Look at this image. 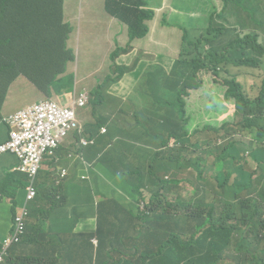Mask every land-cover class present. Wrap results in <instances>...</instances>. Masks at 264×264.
<instances>
[{
  "label": "trees",
  "instance_id": "1",
  "mask_svg": "<svg viewBox=\"0 0 264 264\" xmlns=\"http://www.w3.org/2000/svg\"><path fill=\"white\" fill-rule=\"evenodd\" d=\"M105 2L107 11L127 26L130 41L146 37L148 26L145 22L154 15L148 7V0ZM258 8L264 11L261 0ZM220 16L217 18L222 21ZM64 17L63 0H0V120L9 88L18 78H27L40 93L51 97L48 93L50 86L67 72L69 63L75 61V55L69 48L72 43L68 42L65 34L73 32ZM213 17L210 16L209 27L199 37H190L183 30L180 53L168 75L161 67L147 68L142 75V85L145 86L143 99L151 98L152 108L147 107V103L141 107L151 109L152 114L146 117L148 127H144L140 142L142 149L153 158L148 167V179L157 192L150 204L137 211L142 213L151 204L155 206L159 213L161 238L146 255H138L137 259L130 257L135 264H264V79L259 94L254 98L245 94L243 86L235 78L222 80L228 101L224 100L234 106V115L238 118L236 124L224 121L217 128L207 123L204 129H196L191 134L183 130L190 119L184 112L183 98L190 97L191 91L200 88L199 73L206 69L218 77L230 65L258 68L263 64V36L238 32L235 28L225 29L223 24L217 25ZM95 34L102 33L98 30ZM126 51L127 47L114 53ZM128 71L125 66L115 68L105 81H114V75L119 79ZM102 89L103 83L90 91V101L82 113L84 117L81 116V129L70 137L86 159L85 169L95 164L96 157L107 155L110 139L123 141L127 133L131 134L116 130L115 125L107 123L108 119L103 114L107 105L101 96ZM210 102L214 108L219 104L216 96H212ZM114 108L118 109L119 104ZM90 111H93L94 122L85 120ZM135 113L138 118L142 115L141 112ZM155 118L162 123L154 124ZM0 126L9 130L1 121ZM103 126L106 133L100 134ZM211 130L220 139L211 161V169L216 171L214 193L218 198L214 197L206 208L202 192L207 184L202 182L199 173L200 160L189 162L181 155L193 153L186 147L188 142L202 148L201 141L192 142V138ZM13 131V128L9 130L5 143L11 140ZM3 135L0 128V147L4 143ZM92 139L95 140L94 146H81V140L90 142ZM203 144L208 145L209 142L205 140ZM48 160L54 172H41L38 177L37 198L26 207V234L19 245L8 251L4 264H11L12 258L18 261L17 264H91L85 255L78 252L82 248L90 250L87 242H83L81 247L75 245L76 239L80 238L76 236L75 228L78 230L85 214L78 208H66L73 197V190H65L67 178L60 179L65 171L62 169L66 167L60 163L58 152L56 157ZM244 165L254 169L252 174L243 171ZM192 167L198 173L196 176L189 171ZM113 170L123 173L116 168ZM233 175L236 177L229 184ZM16 176L19 187L10 190L9 180L0 174V199L12 194L14 217L21 213L15 201L17 192L28 186L26 175L16 173ZM239 176L245 180L236 183ZM140 184H144V177H141ZM243 190H246V196L240 199L237 194ZM186 191L193 192L188 200L183 199ZM172 192L176 193V198L168 202L166 194ZM220 200L224 203V210ZM44 203L46 206L42 208ZM220 208L227 216L224 220L217 217ZM38 212H47L45 219L33 221L35 215L39 216ZM65 212H71L72 217L58 232L57 222ZM92 220L94 224L100 222L93 217ZM39 222L51 225L50 231L45 232ZM97 227L100 235L108 236L107 225ZM114 240L129 251L135 246L143 252L135 239L121 231L116 233ZM92 242L100 248L98 254H93L96 258L106 245L101 236L93 238Z\"/></svg>",
  "mask_w": 264,
  "mask_h": 264
},
{
  "label": "crops",
  "instance_id": "2",
  "mask_svg": "<svg viewBox=\"0 0 264 264\" xmlns=\"http://www.w3.org/2000/svg\"><path fill=\"white\" fill-rule=\"evenodd\" d=\"M171 1L157 0L156 5L154 0H148L149 9L154 11V17L145 22V25L148 26V34L142 39L130 41L127 26L107 11L105 0H64V18L72 28V41L77 36L81 38V41L78 38L76 39V45L72 43L69 46L75 55L76 63L80 65L77 71L78 78L76 79L75 91L86 90V88L79 90L78 83L89 85L92 89L103 83L101 96L105 99L107 105V109L103 111L104 116L108 119L107 123L115 125L116 130L125 131L126 133L131 132V134L125 133L126 139L123 141H117L115 138L110 139L108 142L109 151L104 156L107 162L104 163L103 157L99 159L96 157L92 171H87L84 168L86 159L81 155L76 143L71 140V136L58 151L60 163L67 168L62 170H66L68 173L66 183H64L65 190L67 188L73 190V197L66 208H78L85 214V218L79 223L78 230L75 228L76 236L80 237L76 239L75 245L81 247L83 242H87L90 250L82 248L78 252L85 255L91 264L92 261L95 264H135L130 257L137 259L138 255L139 257L146 255L156 240L161 238L159 213L155 210V206L151 204L142 213L137 211L139 208L138 203L144 193L143 190H138L141 186L139 181L142 176L145 178L144 186L148 188L149 195L153 196L157 192V189L152 187L148 181V167L152 164L153 158L142 149L140 142V137H142L145 128L148 127L146 117L152 114L151 109L145 110L141 107L142 104L149 103V101L143 99L145 86L142 85L141 79L148 67L157 65L165 69L163 64L175 56H172L171 52L180 53L183 40V30L180 26H170L169 32L158 30L157 11L164 13V15L169 11L175 15V19L180 18V13L171 7ZM222 1L227 3L226 0ZM77 3L84 14V19L80 24L76 23L80 15L76 7ZM98 30L102 34H95ZM145 40H148V42L144 43ZM123 47H127L125 53H114ZM142 48L146 49V56H150V58L143 59ZM107 58L111 60L109 64L105 62ZM112 58H115V60ZM99 63H102L104 70H95L89 77L86 76V67H96ZM72 64H75V62H72ZM172 65L173 63L168 67V71H171ZM121 66L127 67L129 71L125 72L119 79L114 75V81L106 82V76L110 75L115 68ZM71 70L69 64L67 72L61 77L70 73ZM261 72L264 73V60ZM61 81L58 80L57 82ZM34 87L25 78L17 79L10 87L3 105L2 116H10L27 105H31L32 103L26 97L35 92L40 93ZM40 97L41 99L38 102L43 100L42 93H40ZM54 98L57 97H52V99ZM66 104H70V102ZM117 104H119V108L115 109L114 107ZM86 107L78 111V119L81 122H83L81 113L85 111ZM135 112H141V117L138 118ZM85 120L95 121L93 111L88 113ZM159 122L162 123L161 120L155 118L154 124L157 125ZM7 134L8 131L5 129L4 143ZM48 159L51 158L45 159L40 174L41 172H54ZM18 165V159L13 155L0 158V174L10 178V190L14 189L13 184L16 188L19 187V183H16V173H19L17 172ZM114 168L123 171V173H115ZM23 192L24 190L20 189L16 198ZM3 198L7 199V206L13 212L12 194ZM168 202L171 201L168 200ZM65 213L71 214V212ZM130 215H132L131 218H129ZM80 216L82 218L83 215ZM91 216L100 222L94 224ZM60 219L62 224L59 231L62 230L64 223L62 217ZM98 225L108 226V236L99 234ZM119 231L135 239L137 244L143 248V252L135 246L131 247L132 251H129L114 240L116 233ZM11 234L12 226L8 231L0 232V241H5ZM98 236H101L106 248H103L101 254L97 255L96 258H93V254L100 252L99 245L97 243L94 245L92 242L93 238L98 239ZM144 245H146L145 248ZM18 255L20 256V254Z\"/></svg>",
  "mask_w": 264,
  "mask_h": 264
},
{
  "label": "rangeland",
  "instance_id": "3",
  "mask_svg": "<svg viewBox=\"0 0 264 264\" xmlns=\"http://www.w3.org/2000/svg\"><path fill=\"white\" fill-rule=\"evenodd\" d=\"M151 1V0H150ZM227 3H224L222 0H172L170 2L171 7L177 10L180 13V18L175 19V15L170 13L169 11L164 15V13L156 12L158 23V30L160 32L166 31L169 32L170 26L178 25L181 30L187 32L190 37H199L203 33L206 32L207 27H209V18L210 16H214L213 20L217 25H224L225 29L235 28L238 32L243 33H256L259 36L264 37V11H259V0H226ZM157 5V0H154ZM264 2V0H261ZM80 15L77 19L76 23L80 24L84 19L83 10H80L79 4H76ZM152 10V9H151ZM218 15H221V20L217 18ZM154 17V15H153ZM168 25V26H166ZM215 27H212L213 29ZM68 37V42L76 45V39L81 38L77 36L72 40V34L65 33ZM184 40V38H183ZM148 40H145L144 43H147ZM82 44V43H81ZM125 48V47H123ZM143 49V48H142ZM174 58L169 59L170 61H166L164 63V68H162L165 73L168 75L170 70L168 71V67L178 58L179 53L171 52ZM143 59L150 58V56H146V49H143L142 53ZM151 60V59H148ZM111 60L107 58L105 61L106 64H109ZM78 63L72 64L70 63V67L72 68L71 72L67 75L58 78V80H62L61 82H55L54 85H51L48 93L51 97H47L43 94V100L46 98L57 97L62 104H66L67 102H71L75 96V88H76V79L78 78ZM173 66V65H172ZM150 67H160L157 65H153ZM148 67V68H150ZM103 69L102 63H99L96 67H86V76H90L93 71H101ZM172 69V67H171ZM104 70V69H103ZM236 77V82L243 86V90L245 94L254 98L259 94L261 89V82L264 79V73L260 71V69H251L245 67H228L226 70L222 71L220 75L217 77L213 75L211 72L205 69L204 72L198 74V80L200 81V88L196 91H191V95L188 98H183L185 102L184 112L186 113V117H190L188 122L186 123L183 130L188 131L190 134L194 132V130L204 129V126L207 123H210L214 127H219L220 124L224 121L236 124L238 118L234 115V106L232 104L227 103L228 101L225 98L226 88L222 83L224 78ZM97 79V77H95ZM137 85V84H136ZM54 87V90H53ZM86 88L89 92L91 91L89 85H80L78 83V89ZM108 89V88H107ZM106 89V90H107ZM212 96H216L219 104L217 107H212L213 103L210 102V98ZM26 99L33 103L38 102L40 97V93L35 92L30 96L26 97ZM226 101H225V100ZM147 107L152 108V99L147 98ZM83 113V112H82ZM81 113V116L84 117V114ZM2 131L5 130L4 127H0ZM199 139L202 143V148L199 146L198 148L191 143H187L186 147L193 151L192 154H186L185 152L181 155V158L188 159V161L192 162L195 159H199V173L201 175L202 182L204 181L207 185L203 187L202 197L205 198L206 208H208L211 204L212 199L217 197L214 193L215 181L214 177L216 175V171L210 169V163L215 156V149L220 145V139L217 135L211 130L207 133L201 132L197 136L192 138V142ZM208 141V145H204L203 141ZM179 147L181 145L178 144ZM200 149V150H199ZM196 150H198L196 152ZM243 171L246 174H252L253 170L249 165H244ZM254 168V167H253ZM192 176H196L198 173L192 167L189 169ZM236 176L233 175L230 179L229 184L233 182V179ZM187 178V175L184 176ZM10 180V178H7ZM245 178L239 176L236 178V183H241ZM14 189H16L15 184L12 185ZM6 190V189H5ZM19 195V190L17 192V196ZM193 195V192L186 191L183 194V199L188 200ZM237 196L242 199L246 196V190L238 193ZM169 201H174L176 198V193L172 192L171 194H167ZM26 199V192H23L19 197L15 199L18 203V207H21ZM221 201V200H220ZM238 201L235 199V202ZM222 209L224 210V203L221 201ZM192 205V202H191ZM46 204L42 205V208H45ZM39 213V212H38ZM47 213V212H46ZM45 214L39 213L35 215L33 221L45 219ZM225 213V212H224ZM217 217L221 220H224L227 216L223 214L220 210L217 212ZM62 220L67 222L71 219L72 215L70 213L62 214ZM32 221V220H31ZM13 223V213L11 208L7 206V199H0V232L4 233L8 231V229L12 226ZM62 221L59 218L57 222L58 232L61 228ZM39 225L43 226L44 231H50L51 225L46 224L42 225V222H39ZM46 227V228H45ZM18 261L15 258L11 259V264H17ZM181 263V261H180Z\"/></svg>",
  "mask_w": 264,
  "mask_h": 264
},
{
  "label": "built area",
  "instance_id": "4",
  "mask_svg": "<svg viewBox=\"0 0 264 264\" xmlns=\"http://www.w3.org/2000/svg\"><path fill=\"white\" fill-rule=\"evenodd\" d=\"M89 101L90 92L83 90L75 91L74 99L70 104H62L58 98H47L32 103L14 123L10 142L0 147V154L12 153L17 156L20 161L17 172L28 177V186L24 190L26 199L19 207L21 213L16 217L13 216L14 230L5 241H0V264L5 262L11 247L19 245L26 234V207L37 198L38 177L45 159L56 157L65 141L81 129L78 111L84 109ZM104 133L106 130L102 127L100 134ZM94 145V139L90 142L81 140L83 148ZM67 177L68 173L65 170L60 179Z\"/></svg>",
  "mask_w": 264,
  "mask_h": 264
},
{
  "label": "clouds",
  "instance_id": "5",
  "mask_svg": "<svg viewBox=\"0 0 264 264\" xmlns=\"http://www.w3.org/2000/svg\"><path fill=\"white\" fill-rule=\"evenodd\" d=\"M63 9H64V0H63ZM65 19V18H64ZM66 22V21H65ZM72 63V62H71ZM70 64V63H69ZM231 67H235V66H232V65H230ZM241 67H244V66H241ZM235 68H239V67H235ZM245 68H250V67H245ZM251 69H260V71L262 70V65H261V67H258V68H251ZM108 76V75H107ZM61 77V76H60ZM59 77V78H60ZM21 78V77H20ZM22 78H25V77H22ZM230 78H235L236 80H237V78L236 77H230ZM19 79V78H18ZM27 81H29L27 78H25ZM30 82V81H29ZM31 83V82H30ZM32 84V83H31ZM100 84H102V83H100ZM99 85V84H98ZM32 86L34 87V85L32 84ZM35 88V87H34ZM35 89H37V88H35ZM9 90H10V88H9ZM8 93H9V91H8ZM8 93H7V95H8ZM6 98H7V96H6ZM6 98H5V100H6ZM5 102V101H4ZM230 104V103H229ZM3 105H4V103H3ZM30 105H27L26 107H24V108H22V109H20L18 112H16V113H14V114H12V115H10V116H7V117H3L2 116V110H1V117H2V119L0 120L1 122H3L5 125H7L8 127H9V130L10 129H14V123L17 121V119L22 115V113H23V111L25 110V109H27L28 107H29ZM2 109H3V106H2ZM234 113H235V109H234ZM1 127V126H0ZM6 129V128H5ZM9 130H7L8 132H9ZM10 142V141H9ZM8 143V142H7ZM7 143H4L3 145H5V144H7ZM2 145V146H3ZM6 155H14V156H16L15 154H12V153H6V154H0V158H3L4 156H6ZM16 158H17V156H16ZM93 166H94V164L93 165H91V168H88V169H86L87 171H92L93 170ZM143 177V176H142ZM141 180V179H140ZM148 181H149V179H148ZM149 183H150V185H151V182L149 181ZM139 184H140V181H139ZM144 184H145V178H144ZM144 184L143 185H141L139 188H138V190H143V195H142V198H141V201L138 203V207L140 208V209H144V207L146 206V205H148V204H150L151 202H152V200H153V197H154V195H155V193H154V195L153 196H151V195H149V190H148V188L146 187V186H144ZM152 187H154V186H152ZM155 188V187H154ZM93 244L95 245L96 243L95 242H93ZM4 264V263H3Z\"/></svg>",
  "mask_w": 264,
  "mask_h": 264
},
{
  "label": "flooded vegetation",
  "instance_id": "6",
  "mask_svg": "<svg viewBox=\"0 0 264 264\" xmlns=\"http://www.w3.org/2000/svg\"><path fill=\"white\" fill-rule=\"evenodd\" d=\"M67 23V22H66ZM75 63H76V59H75V61H74Z\"/></svg>",
  "mask_w": 264,
  "mask_h": 264
}]
</instances>
